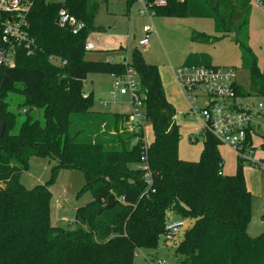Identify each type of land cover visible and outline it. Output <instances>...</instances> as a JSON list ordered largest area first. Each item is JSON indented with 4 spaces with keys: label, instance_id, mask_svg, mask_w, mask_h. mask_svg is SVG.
<instances>
[{
    "label": "trees",
    "instance_id": "1",
    "mask_svg": "<svg viewBox=\"0 0 264 264\" xmlns=\"http://www.w3.org/2000/svg\"><path fill=\"white\" fill-rule=\"evenodd\" d=\"M133 1L127 0L128 8ZM8 3L0 1V50L10 49L2 40L3 22L14 17ZM106 3L20 1L31 52L14 44L13 65L0 66V264H133L136 250H155L160 238L165 243L168 212L191 221L175 235L178 264H264V235L252 239L246 234L252 195L242 162L249 161L236 155L235 172L223 174L220 143L203 128L199 158L181 159L176 110L166 99L158 67L146 64L137 49L129 61L85 58L88 35L104 31L94 25V17ZM259 4L264 8V0ZM251 7L252 0H166L152 12L210 18L213 37L232 36L250 75V88L236 80L235 91L247 98L264 96V76L247 44ZM61 9L82 24L77 32L59 25ZM215 38L199 32L190 36L200 43ZM184 64L216 66L205 53H190ZM127 69L137 80L144 107L145 122L132 130L130 114L93 110L91 93L83 91L88 73L121 77ZM11 95L22 98L17 107L24 119L18 126L19 114L9 108ZM146 123L151 141L144 136ZM33 155L55 164L50 180L27 189L19 176ZM63 168L81 170L86 179L82 191L91 193L75 213V222L84 226L73 230L52 225L49 218V186ZM110 195L114 204L96 215Z\"/></svg>",
    "mask_w": 264,
    "mask_h": 264
},
{
    "label": "rangeland",
    "instance_id": "2",
    "mask_svg": "<svg viewBox=\"0 0 264 264\" xmlns=\"http://www.w3.org/2000/svg\"><path fill=\"white\" fill-rule=\"evenodd\" d=\"M1 5L4 6L3 1ZM254 5V0H252L247 44L256 57L260 74L264 76V9L261 6L258 8L262 10H254ZM94 25L103 27L104 31L91 32L88 35L87 42H91L94 49L85 51L86 59L101 61L125 59L129 61L132 51L137 49L146 64L168 67L167 72L174 82V89L170 96L176 109V123L179 132L178 156L184 160L196 161L202 147V138L199 135L202 126L201 117L198 113H189V102L185 92L176 82L170 66L176 68L182 66L190 52L205 53L211 58L213 65L232 68L235 71L237 82L244 89H249L250 75L248 70L241 66V53L232 36L213 37L217 34L214 31L213 20L210 18L184 19L148 15L143 11V4L139 0H134L129 8L127 0H107L106 4H100L98 13L94 17ZM145 25L149 26L152 31L148 36V47L142 49L138 45V41L145 35L142 31ZM195 32L215 39L208 43L191 41L190 36ZM107 57L110 60H106ZM115 81L116 78L113 79L109 74L88 73L86 75L83 81V91L86 94L91 93L93 110L110 113L131 112L129 96L122 97L117 93ZM247 100L253 103L260 102L264 106V96L254 95L245 99V101ZM21 101L22 98L19 95L10 96L9 108L19 114L17 126L24 119L23 111L17 107ZM101 103H105V105L102 106ZM205 105L206 99L201 96H197L193 102L194 107ZM139 109L144 114V107ZM35 117L42 121L40 112H36ZM259 122L264 126V116L259 119ZM144 127L146 140L151 141L153 137L151 127L148 123ZM261 135L262 132L259 131L258 135L253 137L252 141L255 146L253 153L243 155L251 163L242 162L243 176L252 195L250 217L246 226V234L252 239L264 235V167L258 168L252 165V161L264 159ZM218 151L222 159V173L232 175L235 172L236 152L222 143L218 144ZM53 164L55 161L48 157L31 156L28 160V168L19 176L20 183L27 189L44 184L50 180V168ZM85 180L83 172L79 169L63 168L57 172L49 186V218L52 225L70 230L75 229L77 225L84 226V223L80 221L75 222V213L77 209L91 200L90 191H82L86 183ZM167 215L169 220L182 219L171 212H168ZM184 221L185 226L191 224L189 220L184 219ZM174 239L167 238L163 243V238H160L155 250H136L133 264H148L147 262L151 258H153L151 261L153 264H157V259L162 260V264H178V257L175 255L177 239Z\"/></svg>",
    "mask_w": 264,
    "mask_h": 264
},
{
    "label": "built area",
    "instance_id": "3",
    "mask_svg": "<svg viewBox=\"0 0 264 264\" xmlns=\"http://www.w3.org/2000/svg\"><path fill=\"white\" fill-rule=\"evenodd\" d=\"M21 0H9L6 8L14 13V17L3 22L2 40L9 43V48L0 50V66H12L14 62V44H24L30 51L31 40L28 39L24 28L26 21L23 9L20 6ZM143 4V11L148 15L153 14L155 7H161L166 4V0H139ZM259 4V0H255ZM58 23L60 26H70L72 32H77L82 24L74 17L70 16L64 9L58 13ZM143 38L138 41V45L145 49L149 44V33L152 31L149 26H143ZM93 44L86 43L85 49H93ZM235 71L230 67L185 65L174 70V77L178 85L185 92L189 102V113H198L201 117L202 128L207 129L220 143L230 147L236 152V155L245 158L243 155L252 154L255 146L253 145L255 132H262L264 135V126L259 119L263 116L264 106L262 103H253L244 98L238 97L235 91ZM124 78V79H122ZM120 86V88H119ZM115 89L120 95H128L131 104V113L129 116L128 129L132 130L138 123H144V115L140 111L142 99L138 93L137 80L131 71L127 69L124 76L116 77ZM197 96L206 99V105L194 107L193 102ZM102 106L105 103H101ZM256 130V131H254ZM247 159V158H245ZM250 162L249 159H247ZM253 166L264 167V162L252 161ZM220 174V172H219ZM184 226L183 220L167 221L165 226V240L173 238ZM148 264H153L150 261ZM162 260H157L161 264Z\"/></svg>",
    "mask_w": 264,
    "mask_h": 264
},
{
    "label": "crops",
    "instance_id": "4",
    "mask_svg": "<svg viewBox=\"0 0 264 264\" xmlns=\"http://www.w3.org/2000/svg\"><path fill=\"white\" fill-rule=\"evenodd\" d=\"M254 10H262V9H259L258 7H261V5L260 4H257L256 3V1L254 0ZM264 9V8H263ZM251 14H252V7H251V12H250V16H249V24H250V18H251ZM185 19V18H184ZM141 39V38H140ZM88 43H91V42H88ZM92 44V43H91ZM94 49V48H93ZM190 53H192V52H190ZM190 53H188V55L190 54ZM196 53H201V52H198V51H196ZM187 55V56H188ZM187 58V57H186ZM106 60H110L109 59V57H107L106 58ZM123 60H125V59H123ZM186 60V59H185ZM210 62L212 63V61H211V58H210ZM213 64V63H212ZM158 67V66H157ZM170 68L172 69V72L174 73V70H175V68L176 67H174V66H170ZM167 69H168V67L167 66H165V65H162V66H159L158 67V72H159V75H160V79H161V82H162V86H163V89H164V93H165V96H166V99H167V101L174 107L175 106V103H174V101H173V99H172V97L170 96V94L172 93V90L174 89V82H173V78H171V76L168 74V72H167ZM110 75V74H109ZM111 77H113V79H115L116 78V76H114V75H110ZM235 81H236V75H235ZM120 95V94H119ZM122 97L123 96H126V95H121ZM247 98H250V97H247ZM247 98H244V99H247ZM175 108V107H174ZM176 110V109H175ZM117 113H120V112H117ZM131 113V112H130ZM130 113H128V114H130ZM263 117V116H262ZM201 128H202V126H201ZM200 128V129H201ZM144 136H145V127H144ZM145 139H146V137H145ZM146 141H148V140H146ZM220 143V142H219ZM246 182V181H245ZM246 186H247V184H246ZM247 189H248V187H247ZM249 190V189H248ZM251 193V192H250ZM171 213H173V212H171ZM168 216V215H167ZM180 220H183L184 221V219H180ZM168 221H178V220H169V217H168ZM184 226H185V221H184ZM183 226V227H184ZM182 227V228H183ZM182 228H181V230H182ZM180 230V231H181ZM179 231V232H180ZM178 232V233H179ZM157 260H159V259H157ZM157 260H156V263H157ZM151 261H153V258H151ZM162 264V263H161Z\"/></svg>",
    "mask_w": 264,
    "mask_h": 264
},
{
    "label": "water",
    "instance_id": "5",
    "mask_svg": "<svg viewBox=\"0 0 264 264\" xmlns=\"http://www.w3.org/2000/svg\"><path fill=\"white\" fill-rule=\"evenodd\" d=\"M4 124L0 121V137L2 136ZM114 204V196L110 195L107 200L98 208L96 215L102 210L111 207Z\"/></svg>",
    "mask_w": 264,
    "mask_h": 264
}]
</instances>
